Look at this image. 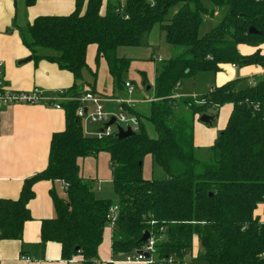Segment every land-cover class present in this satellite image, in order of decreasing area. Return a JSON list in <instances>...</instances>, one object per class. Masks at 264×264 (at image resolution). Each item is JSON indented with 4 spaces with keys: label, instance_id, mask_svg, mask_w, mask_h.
Masks as SVG:
<instances>
[{
    "label": "trees",
    "instance_id": "16d2710c",
    "mask_svg": "<svg viewBox=\"0 0 264 264\" xmlns=\"http://www.w3.org/2000/svg\"><path fill=\"white\" fill-rule=\"evenodd\" d=\"M23 1L27 7L40 0ZM75 0L67 16H40L29 24L23 43L33 60H45L72 75L68 89L74 98L95 93L84 84L86 53L95 47L96 68L103 60L113 87L121 89L130 60L119 58L120 48H137L154 27L179 55L155 70L149 116L137 117L139 127L127 139L98 140L87 136L76 111L80 103L63 105L64 130L52 135L46 168L23 181L16 200L0 199V240L21 242L31 221L28 205L33 186L41 181L68 185L64 197L50 191L55 217L40 223V247L60 246L61 259L79 257L81 264L102 263L97 253L110 206H118L111 231V251L124 257L140 249L145 233L155 240L156 259L180 264L191 253L194 238L201 250L196 260L206 264H264V226L254 217L264 201V79L238 89L229 81L196 98L175 97L182 83L198 74H217L221 67L257 66L264 69V0ZM224 9L215 27L200 31L207 19ZM255 31L250 34L249 30ZM239 46L254 48L242 56ZM97 72L92 73L95 79ZM224 105L232 110L225 128L204 158L194 146L196 116H217ZM149 123L155 137L144 125ZM109 155L116 203L98 198L94 182L80 176L79 161ZM164 172L162 179H144V158Z\"/></svg>",
    "mask_w": 264,
    "mask_h": 264
},
{
    "label": "crops",
    "instance_id": "0c3cea01",
    "mask_svg": "<svg viewBox=\"0 0 264 264\" xmlns=\"http://www.w3.org/2000/svg\"><path fill=\"white\" fill-rule=\"evenodd\" d=\"M106 2L107 0H103L101 14L105 12ZM74 9L75 0H40L31 7H27L23 1H18L14 4L12 0H0V61L4 66L5 81L12 90L30 91L33 88H39L45 92H53L71 88L73 78L69 72L61 70L57 65L45 60L35 61L32 59L30 51L23 43V34L27 26L37 17L67 16ZM160 35V29L154 27L145 36L146 44L144 48L148 52L151 53L152 48L157 46V41L161 37ZM168 48L172 51L171 47L168 46ZM121 49L126 48H120L118 51H123ZM137 49L140 50V48ZM258 49L264 55V46H260ZM118 51L117 56L119 58H126L131 62L125 76V83L129 82L135 88V81H140L142 84L150 86V90L148 92L145 91L152 93L155 67L152 70L147 69V65L149 64L143 63L144 58H132L118 54ZM126 51L124 50V53ZM238 51L242 56H248L255 52V49L239 46ZM132 52L133 50L127 51V53ZM94 56L95 47L89 46L86 53L88 70L83 73L84 84H81L79 89L87 90L88 85H90L94 88L95 93L102 98L130 101L128 107L141 116L136 111L138 102L132 99L135 90L131 95H128L124 85L119 90L115 89L106 63L101 60L96 68ZM149 59L154 61V55L150 54ZM220 69V72L215 75L213 74L219 77L217 84L207 92L196 91L195 80L203 74L211 73L198 74L193 78L185 80L177 90L175 97H188L208 93L214 87H220L229 81L237 80L235 74L237 71L245 72L243 78L249 80V85L252 80L256 82L264 78V69L257 66L238 68L232 65H225ZM95 71L97 75L94 79L92 73ZM190 80L191 83L183 91L182 88ZM237 81H240V79ZM237 88H239V84ZM151 99L152 94H150L148 99V106ZM105 107L108 112L114 114L116 108L120 109L113 102L107 103ZM231 110V105H224L218 110L215 118L210 114H205L212 118L209 124L201 123L199 121L200 116L195 117L193 140L194 146L197 149L207 150L213 145L218 134L225 128ZM148 116L149 113L147 116L141 117L146 118ZM148 126L145 125L146 131L151 138H154L153 127L150 124ZM99 129L100 126L97 125H90L86 128L90 132ZM63 130L64 112L50 107L11 106L1 111L0 199L16 200L19 197L23 181L46 168L51 137L53 134ZM146 163L153 165L150 156L144 158L143 171ZM79 165L81 178L93 181L95 183L93 188L95 195L98 198L105 199L106 197H104L103 192L106 190V185H112L109 155L102 153L94 158H85L79 161ZM143 178L149 179L144 176ZM33 191L34 198L28 205L31 221L25 223L23 227L21 242L0 240V264H81L79 257H74L70 261L62 260L60 246L56 243H47L43 248L39 245L41 221L55 217L49 193L50 191H54L57 196L63 198L65 196L63 184L61 182L41 181L33 186ZM253 217L264 226V201L257 205L253 212ZM97 256L102 263L143 264L125 263L123 257L112 254L111 230L109 228L107 232L106 229L104 230L103 240L98 248ZM22 258H28L30 261L26 262Z\"/></svg>",
    "mask_w": 264,
    "mask_h": 264
},
{
    "label": "built area",
    "instance_id": "2783aa9c",
    "mask_svg": "<svg viewBox=\"0 0 264 264\" xmlns=\"http://www.w3.org/2000/svg\"><path fill=\"white\" fill-rule=\"evenodd\" d=\"M152 2L153 0H147ZM157 63H162L161 58H155ZM233 66V65H232ZM235 67V66H233ZM255 80L250 82L253 85ZM124 88L128 95L134 91L131 83L126 82ZM72 101L80 103L76 111L77 118L82 121L84 134L95 137L98 140L115 136L117 134L116 126L124 131L129 127L131 131L136 132L139 127L137 117L124 113L122 110L118 114L108 112L105 105L107 103H115L118 106L122 104L128 106L130 101L124 100H110L102 98L92 93H84L78 98H74L68 90H58L53 92H45L39 88H33L30 91H16L12 90L6 83L4 77V66L0 61V115L4 108L11 106H46L54 110L63 111V105ZM114 120L112 125H108L111 120ZM100 126L99 130L94 132L87 131V126ZM68 185L63 184V190L66 191ZM118 215V206L112 205L108 210L106 216V226L112 231L115 227ZM155 240L149 238L144 245L134 251L132 254L123 257L125 263H143V264H180L173 258L168 257L165 260L158 261L156 259ZM148 255L146 258L144 255ZM26 262L28 258H22ZM183 264V263H182Z\"/></svg>",
    "mask_w": 264,
    "mask_h": 264
},
{
    "label": "rangeland",
    "instance_id": "374dc122",
    "mask_svg": "<svg viewBox=\"0 0 264 264\" xmlns=\"http://www.w3.org/2000/svg\"><path fill=\"white\" fill-rule=\"evenodd\" d=\"M119 1H123V0H119ZM224 9H222L220 11V13L217 14L216 17L212 18V19H207L206 23L203 25V27L201 28L200 34L203 35L206 32H208L210 29H212L213 27H215L217 25V23L220 21V19L223 17L224 15ZM157 32V31H155ZM156 34V33H155ZM161 37L158 39L157 41V46H154L151 50V53L148 52L144 47H145V38H143L142 43L139 47V49H121L123 51H118V54H122V55H126V56H130L132 58L138 57V58H144V64H149L147 65V69H151L153 67H155V69H157L158 67H160V64L157 63L155 60L151 61L149 59L150 54L154 55V58H161L163 61H166L172 57H174L175 55H179L182 52V49H172V51H170V49L168 48V46L166 45V43L164 42V34L161 33L160 35ZM124 50L127 51H131L133 50L132 53H127V51L124 53ZM138 53V54H137ZM148 53H150L148 55ZM131 54V55H129ZM135 71V70H134ZM136 73V72H135ZM146 73H148L146 71ZM137 74V73H136ZM236 74V79H240L239 81V88L238 89H244V88H248L249 85V80L243 78L245 75V72H241V71H237L235 72ZM148 75V74H147ZM242 77V78H240ZM264 79V78H262ZM219 80L218 76H214L213 74H203L199 77H197V79L195 80V88L196 91H203V92H207L211 87H213L214 85L217 84V81ZM236 81V80H235ZM191 83V80L188 81L184 87L182 88L183 91L186 90L188 84ZM135 92L133 93L132 99L135 100L136 102H138L136 111L141 115V116H147L148 113L150 112L149 106H148V99L150 97V92L147 93L146 90V85L142 84L140 81H135V88H134ZM200 95H196V96H188V97H192V98H196ZM120 110H122L121 108H116L115 109V114H118L120 112ZM145 125L148 126L149 123L145 122ZM149 127V126H148ZM147 127V128H148ZM205 150H200L199 151V157L204 158V152ZM102 154V153H100ZM99 154V155H100ZM87 158H94L93 156L87 157ZM143 176L144 177H148L149 179L153 178V179H162L165 177V174L163 172V170L156 165L155 163H153V165L151 164H145L144 166V171H143ZM106 190L103 192L104 197H106L105 199H109L111 200L113 203H116V196L114 194L113 191V187L112 185H106ZM106 232L108 230V227L106 226ZM201 247L200 244L198 242L197 238H194L193 240V246H192V251L191 253L184 259L183 264H206L205 262L202 261H198L195 259V257L198 254V251L200 252ZM119 259V258H117ZM122 261V260H121ZM124 261V260H123ZM122 261V262H123Z\"/></svg>",
    "mask_w": 264,
    "mask_h": 264
},
{
    "label": "water",
    "instance_id": "95a60500",
    "mask_svg": "<svg viewBox=\"0 0 264 264\" xmlns=\"http://www.w3.org/2000/svg\"><path fill=\"white\" fill-rule=\"evenodd\" d=\"M249 33L250 34H255V31L250 29L249 30ZM29 61V60H28ZM150 90V86H146V91L148 92ZM212 120L211 117L209 116H206V115H202L200 116L199 118V121L203 124H209L210 121ZM114 123V120L112 119L108 125H112ZM116 129H117V134L115 135V137L118 139V140H123V139H127L129 137H131L133 135V131H131V129L128 127L125 131L123 129H121L120 127L116 126ZM149 239V234L148 233H145L143 236H142V239H141V242L142 243H146ZM146 258H148V255H144Z\"/></svg>",
    "mask_w": 264,
    "mask_h": 264
}]
</instances>
